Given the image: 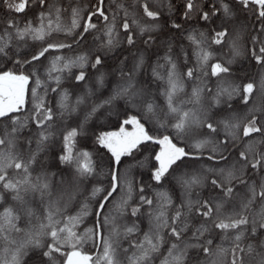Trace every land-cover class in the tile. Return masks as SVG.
I'll return each instance as SVG.
<instances>
[{
	"label": "snow or ice",
	"instance_id": "obj_1",
	"mask_svg": "<svg viewBox=\"0 0 264 264\" xmlns=\"http://www.w3.org/2000/svg\"><path fill=\"white\" fill-rule=\"evenodd\" d=\"M0 5V264H264V0Z\"/></svg>",
	"mask_w": 264,
	"mask_h": 264
},
{
	"label": "trees",
	"instance_id": "obj_2",
	"mask_svg": "<svg viewBox=\"0 0 264 264\" xmlns=\"http://www.w3.org/2000/svg\"><path fill=\"white\" fill-rule=\"evenodd\" d=\"M26 13L27 15H25L24 13H20V14H13L15 17L19 18L21 21L27 19L28 17H31L33 15L32 11L30 10H27L26 9ZM9 16V13L7 11L6 8H4L2 5H0V17H8ZM226 51V49H225ZM209 72H210V68H209ZM214 80V78H213ZM67 86V85H66ZM31 87V85H30ZM31 107V104L29 103L27 105V108L30 109ZM100 130H114L113 128L109 127V128H105V129H97V131H100Z\"/></svg>",
	"mask_w": 264,
	"mask_h": 264
}]
</instances>
